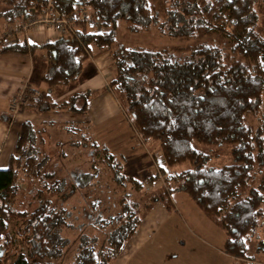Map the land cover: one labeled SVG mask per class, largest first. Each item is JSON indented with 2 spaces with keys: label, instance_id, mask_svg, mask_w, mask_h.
I'll list each match as a JSON object with an SVG mask.
<instances>
[{
  "label": "trees",
  "instance_id": "16d2710c",
  "mask_svg": "<svg viewBox=\"0 0 264 264\" xmlns=\"http://www.w3.org/2000/svg\"><path fill=\"white\" fill-rule=\"evenodd\" d=\"M31 1L0 0V17L7 22L26 18ZM262 1L86 0L91 8L89 15L99 22L100 30H90L80 21L67 34L40 45L46 58L42 80L49 89L77 77L91 45L108 53L114 75L106 88L131 113L137 135L142 140L157 141L162 155L158 174L149 176V180L160 176L163 186L149 202L161 201L168 206L171 192L186 193L225 233L223 251L244 261L249 249L252 254L264 250V174L258 182L255 180L256 173L264 168V119L260 118L254 127L247 123L263 104L264 36L256 27L255 9ZM53 2L63 15L70 13L75 4V0ZM120 20L133 33L155 28L168 36L199 38L218 33L226 40L223 44L200 41L178 49L180 54L168 48L131 46L118 39ZM28 45L4 44L0 40V53L36 47ZM88 96L73 93L53 102L48 94H42L24 108L84 113ZM79 99L83 103L77 108ZM76 142L86 145L80 139ZM194 143L230 145L233 161L218 167L208 165L209 155L197 150ZM90 146V170L77 173L73 185H89L101 169L107 170L116 183H125L120 162L107 148L93 142ZM51 158L36 145L32 124L21 122L8 165L0 169V249L11 241L5 230L10 218L20 220L14 234L26 247V255L17 254L13 264H62L68 239L61 231L69 226L67 211L50 195L64 192L66 179L49 167ZM179 164L187 166L168 171ZM128 182L131 187L141 186L137 180ZM27 184L29 189L35 187L36 206L14 207L16 196ZM125 194L114 214L96 219L100 227L111 226L100 248L96 249L94 242H79L72 264H108L121 250L139 223L136 204L129 203ZM259 229L262 236L257 234Z\"/></svg>",
  "mask_w": 264,
  "mask_h": 264
},
{
  "label": "rangeland",
  "instance_id": "374dc122",
  "mask_svg": "<svg viewBox=\"0 0 264 264\" xmlns=\"http://www.w3.org/2000/svg\"><path fill=\"white\" fill-rule=\"evenodd\" d=\"M34 2L35 4L31 6L29 3L30 10L43 14V9L45 7L46 9L49 8L47 5L44 7L36 4V1ZM255 9L258 13L256 27L264 36V0L261 5H256ZM57 14L61 15L58 10ZM37 23L29 26L27 31H24V29L22 31L28 32L30 35H35L37 38H46L47 36L56 38L63 34L62 31L56 29L50 21L48 14ZM9 24L11 22H7L5 27L0 29V36ZM73 25L75 26L76 23L70 25L69 28L71 30ZM116 34L118 39L124 44L137 47L168 48L177 54H180L178 49L197 44L200 41L211 42L213 44L221 42L223 44L226 40L225 37H221L218 33L203 35L199 38L168 36L160 34L155 28L133 33L124 27L123 21L121 20L117 23ZM92 46L91 48H93ZM43 49V47L38 46L34 51V55L41 57L44 51ZM104 53L103 55L108 60H106L107 66L109 64L111 68H114L111 57L108 53ZM87 59L91 61L89 57ZM79 83L80 80H77L61 87L54 94L53 99L59 97V95H65L64 98H67L73 93L70 92V89ZM24 84L29 86L27 81L24 80L8 100L7 114L9 121L13 117L10 116L9 111L14 108L11 98ZM79 89L76 88L73 91H78ZM107 90L110 91L108 86ZM116 100L122 105L119 107L118 114L116 113L114 115H119L116 120L115 117L111 116L107 120L105 118L102 122H92L91 126L88 125L86 127L88 135L81 134L79 128H82V126L80 127L78 123L69 131L70 139H81L86 136L88 138L87 147H83L84 145H82V147L79 146L72 150V148L70 149L66 146L64 147L65 152L67 151V153L70 152L71 154L61 157L58 153L59 150L51 147L52 141H48L47 135L45 136V140L43 139L42 141L43 149L54 157L53 159L51 158L49 167L56 168L57 176L66 179L64 192L62 191L61 194H49L56 205L64 207L67 211L66 220L69 226L61 231V234L68 239L67 247L62 255V264H72L79 242L85 244L94 242L92 245L96 249L100 248L111 226L100 227L96 219L97 217L104 218L110 214H114L119 209L120 198L125 196V193H128L127 201L131 204L132 202L136 204L135 213L139 217V223L134 233L125 240L121 250L108 264H121V261L128 256L125 264H225L226 260L228 264H264V257L261 255L264 253V250L252 254V248L251 250L249 249L247 254L248 259L246 261L238 260L231 256L229 257V255H223L222 251H217L224 243L222 239L225 233L222 232L223 230H219L222 236L220 238L216 226L212 229L214 225L210 223V218L206 216L204 217L205 221L199 223L201 219L193 213L188 212V205L193 201H191L186 193L182 191L171 192L169 194L170 202L168 206L161 201L154 202L156 204L149 202V198L157 194L163 186L162 177L160 176L153 181L149 180V176L158 174L157 166L163 164V161L159 158L161 153L158 142L152 141L151 139L142 140L135 130H133L131 113L127 110L121 99L116 97ZM88 101L90 102L91 100ZM110 102L108 100L105 102V105L111 107L109 105ZM27 104L21 105L17 112H15L13 118L24 110V106ZM94 109H97L96 114H98L102 106H94ZM88 112L89 109L85 114L86 117H88ZM260 118L264 119V94L263 104L259 113L248 117L247 123L251 127H254L260 123ZM90 142L95 143L97 147H106L108 153H111L114 159L120 162V173L127 180L125 183H116L110 177L107 170L101 169L89 185L85 187H75L73 185V178L76 173L90 170V165L93 160ZM193 145L197 150L209 155L208 165L218 167L233 161L230 154V145H206L202 143H194ZM186 166L187 164H179L174 167H169L168 171H178ZM101 167L103 168V166ZM263 174L264 168L261 172L256 173V182L261 179ZM129 180L140 181L141 186L138 188L131 187L132 183L128 182ZM23 181L25 183L26 180ZM29 188L30 185L27 184L26 188L19 191L15 199L14 207L31 209L36 206L37 199L34 197L36 193L35 187L33 189ZM262 206L264 207V202ZM195 221L197 223H194ZM206 223L211 224V226L208 227ZM19 224L20 220L16 218H10L6 223L5 230L10 235L11 241L6 247L0 249V264H13L17 254L26 255V247L22 240L14 234V230ZM257 234L258 236H262V230L259 229ZM251 241L255 242L256 240L252 238ZM219 252L222 254H219Z\"/></svg>",
  "mask_w": 264,
  "mask_h": 264
},
{
  "label": "crops",
  "instance_id": "0c3cea01",
  "mask_svg": "<svg viewBox=\"0 0 264 264\" xmlns=\"http://www.w3.org/2000/svg\"><path fill=\"white\" fill-rule=\"evenodd\" d=\"M6 23L7 21H4L0 17V29L5 27ZM29 37L32 41L30 44L36 45L34 49L26 50L24 52L9 51L0 53V169H4L8 165L9 156L13 150L19 131V125L21 122L28 121L32 124L35 132V141L37 146H43L42 141L43 139L45 140V136L47 135L48 141H52L51 147L55 148V150H59L58 153L61 155V157H65L70 155L71 153H67V151L65 152L64 147L67 146L70 149L72 148L73 150L78 148L79 146L82 147L83 145L77 144L76 141L78 140V138L70 139L69 131H71V129L74 128L77 123L80 124V127L82 126V128H79L81 134L88 135L86 130V127L88 125L91 126L92 122H102L105 118L107 120L111 116L115 117L116 120L119 115H114L116 113L118 114L119 107L122 106L120 105L119 101L116 100L113 92L111 90L108 91L106 88L108 81L114 75V68H111L109 64L107 66L108 60L103 55V53L106 51H104L102 48L91 45L93 48H91L90 46L88 56L91 61L87 59L88 57L83 60L80 73L77 75V77L65 85H60L49 89L47 84L42 80V74L46 69L45 50L43 49L44 51L41 54V57L35 56L34 51L43 42L52 40L55 37L47 36L46 38H37L32 34L29 35ZM14 42H23L22 34H17L13 41H9L8 43L4 44H10ZM27 46L29 47V45ZM24 80L27 81L29 86L40 88L43 94H48L53 102H60L66 99L64 98L65 95H59V97L53 99L54 94L58 92L61 87L69 85L73 81L80 80V83L77 86L71 88L70 92L88 93V100L91 101H88V105L86 106V110L84 113H78L72 110L65 109H51L41 112L24 109L15 118L9 121L7 114L8 100L12 93L21 85ZM76 88L80 89L78 91H73ZM108 100L111 101L109 103L111 107L105 105V102H107ZM82 103L83 99L77 100L76 107H80ZM97 105L102 106V109H100L98 114H96L97 109H94V106ZM88 109V117H86L85 114L87 113ZM87 139L88 138H86L85 136L82 137L80 141L84 144L86 143L87 145ZM86 145H84L83 147H87ZM159 158H161L160 160L162 161V155H160ZM181 199H183V197H181ZM188 207L189 213L191 212L199 219H201L199 223L205 221L204 217L206 216L200 211V209L194 204V202H190ZM194 223H197V221H195ZM210 223L213 222L211 221ZM207 225L208 227L211 226V224ZM212 225H214L212 226V229L216 226V230L218 234H220L221 238L222 236L220 231H222V229H220L214 223ZM224 235L222 239L223 241L225 239ZM217 251H222L223 255H227L223 251V244L220 248L217 249ZM222 253L219 252V254ZM261 255H263L264 257V253ZM128 257L124 258L121 261V264H125V260ZM225 264H228L227 260Z\"/></svg>",
  "mask_w": 264,
  "mask_h": 264
},
{
  "label": "built area",
  "instance_id": "2783aa9c",
  "mask_svg": "<svg viewBox=\"0 0 264 264\" xmlns=\"http://www.w3.org/2000/svg\"><path fill=\"white\" fill-rule=\"evenodd\" d=\"M34 1H36V4H39L40 6L45 7V5H47L50 11L45 7V9H43V14H41L38 11L29 9V14L26 18L11 22V24L6 27L0 36V40H2L4 43H8L9 41H13L17 34H22L23 42L27 45L30 44L32 42L29 37L30 34H28V32H23L22 30L24 29V31H27L29 26L38 24L37 22L44 18L47 14L56 29L63 32L62 35H65V32L67 34V32L71 30V28H69L71 24L80 21H83L90 30H100L99 22L92 19L89 15L91 8L86 5V0H75L72 11L65 15L57 14L53 0ZM34 1L30 2V6L35 4ZM41 94L42 92L40 89L24 84L23 87H21L20 90L11 98L14 108L9 111L10 116L14 117L15 112H17L21 105H25L30 101L37 100ZM13 117L11 118L13 119Z\"/></svg>",
  "mask_w": 264,
  "mask_h": 264
}]
</instances>
